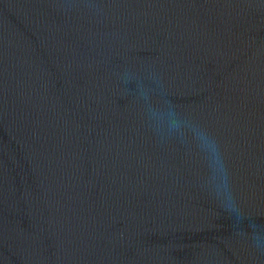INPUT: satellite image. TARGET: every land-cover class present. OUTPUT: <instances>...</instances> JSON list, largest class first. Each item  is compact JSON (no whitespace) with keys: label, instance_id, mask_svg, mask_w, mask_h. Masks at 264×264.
<instances>
[{"label":"water","instance_id":"obj_1","mask_svg":"<svg viewBox=\"0 0 264 264\" xmlns=\"http://www.w3.org/2000/svg\"><path fill=\"white\" fill-rule=\"evenodd\" d=\"M0 264H264V0H0Z\"/></svg>","mask_w":264,"mask_h":264}]
</instances>
